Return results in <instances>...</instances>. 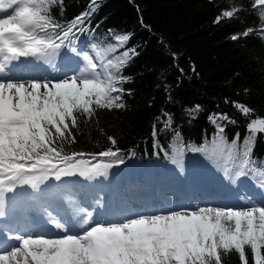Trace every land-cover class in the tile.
Masks as SVG:
<instances>
[{
	"label": "snow or ice",
	"instance_id": "6c2138e0",
	"mask_svg": "<svg viewBox=\"0 0 264 264\" xmlns=\"http://www.w3.org/2000/svg\"><path fill=\"white\" fill-rule=\"evenodd\" d=\"M57 5L63 15L64 0H0V215L6 194L17 187L37 190L50 178L107 177L110 169L125 163L111 136V147L98 153L68 152L65 144L75 143L72 129L79 126L81 117L87 121L98 110L126 107L122 85L129 78L120 73L138 53L127 49L115 59L106 54L126 45L130 34L115 35L117 44L106 49L93 45L94 60L72 45L74 30H83L80 25L95 11L96 0H91L89 11L66 22L53 14ZM252 7L259 9L258 31L264 33V0H253ZM240 10H222L215 22L232 19ZM253 31L245 29L242 35ZM231 39L239 36L233 34ZM65 47L83 61L71 74L51 79L12 75V66L21 58L51 66ZM233 107L245 117L254 112L238 102ZM199 111L196 105L189 114ZM209 120L216 125L215 136L189 150L231 161L236 178L251 172L258 177V187L264 188V162L257 166L252 158L258 134H264V117L257 115L247 122L243 143L239 133L229 142L224 127L217 123H235L227 114H213ZM176 138L180 139L179 132ZM174 155L182 158V140ZM48 222L57 234L0 232V264H224V257L232 254L238 256L239 264H264V203L238 208L200 206L103 223L94 221L93 213L87 211L79 222L80 232H72L55 215L50 214Z\"/></svg>",
	"mask_w": 264,
	"mask_h": 264
},
{
	"label": "trees",
	"instance_id": "16d2710c",
	"mask_svg": "<svg viewBox=\"0 0 264 264\" xmlns=\"http://www.w3.org/2000/svg\"><path fill=\"white\" fill-rule=\"evenodd\" d=\"M90 3L91 0H64L63 15L59 5L52 11L59 21L66 22L89 11ZM252 3L253 0H96L95 11L80 25L83 30H74L72 46L93 57V45L106 49L117 44L115 35L130 34L127 44L107 53V58L115 59L133 48L138 54L131 56L120 73L129 78L122 85L126 107L98 110L87 121L81 117L79 126L72 129L75 143L65 144V150L98 153L111 147V136L125 163L132 164L134 172L137 170L147 180L153 176L154 167H164L173 175L187 160L194 162L190 169L198 173L199 169H212V175L223 176L228 170L231 179L253 182L258 187V177L251 172L236 178L232 162L189 150V146L199 147L213 139L217 131L209 120L213 114H227L235 121L217 123L224 127L229 142L239 133V143L248 134L247 122L257 115L264 117V33L258 31L260 12L253 9ZM233 7L241 9L234 18L215 22L222 10ZM249 28L253 33L243 36ZM233 34L239 39L232 40ZM233 102L247 105L254 112L245 117ZM196 105L200 111L190 115L189 109ZM181 140L183 155L177 158L174 149L180 147ZM252 158L257 166L264 162L262 134H258ZM174 159L179 162L174 163ZM190 174L194 176L192 170ZM87 184L94 189L93 181ZM224 264H239L238 256H225Z\"/></svg>",
	"mask_w": 264,
	"mask_h": 264
},
{
	"label": "rangeland",
	"instance_id": "374dc122",
	"mask_svg": "<svg viewBox=\"0 0 264 264\" xmlns=\"http://www.w3.org/2000/svg\"><path fill=\"white\" fill-rule=\"evenodd\" d=\"M67 51H69V50H60V53H59V55L55 58V61H54V63H53V66L57 63V62H60V65H62L63 63H64V53L65 52H67ZM71 51V50H70ZM67 53H69V52H67ZM67 56H68V54H67ZM21 59H24V58H21ZM25 60V59H24ZM28 62V61H27ZM34 62V61H33ZM36 63H37V61H36ZM99 63H100V61H99ZM42 66L43 67H46V66H48V64H42ZM22 73V74H21ZM27 73H28V71H24V70H22V71H20V72H17V73H15V75L16 76H18V75H20V76H23L24 78H26L27 77ZM57 74H59V72L57 73ZM263 135V137H264V134H262ZM126 167H124V168H122L121 169V171L119 172V174H121V178H120V180H123V175L126 173L127 174V176L129 177V179H131L132 178V176H134V172H133V167L130 165V164H126L125 165ZM156 169H159V168H157V167H154L153 168V171L154 170H156ZM166 169V168H165ZM160 170V169H159ZM206 173H205V172ZM114 172V170L112 171L111 169L109 170V172H108V175H107V177H102L100 180L102 181V183H98V182H96L95 183V190L96 189H98L100 192H102L104 189H109V190H112V189H114V187H113V185H112V179H111V177H113L112 176V173ZM165 172H167V170H165ZM183 172V171H182ZM212 172H213V170L212 169H199V173H202L203 174V179H202V182H207V185L209 184V182H210V178H213L214 176L212 175ZM118 174V173H117ZM162 174H165L164 172H162ZM183 177H185L186 178V176L187 175H189V172H188V170H187V173L186 172H183ZM226 176H227V174H226ZM73 177H76V178H78V180L77 179H74L73 181L74 182H76V183H80V185L82 186V185H84L85 187H87L88 189H89V186L87 185V184H85L84 183V180H93V179H84V178H81V177H77V176H73ZM182 177V178H183ZM65 177H63V179H61V180H59V181H57V182H55L56 181V179H54V178H52V181H54V183L52 184V188H54V191H56V193H55V196H54V199H48L47 201H53V202H55V201H62V200H65V201H71V200H69V196H68V192H67V190L64 188V185H66V181H65V179H64ZM79 179H81V181H79ZM221 178H219V177H217V178H213V180L211 181L212 182V184H210L211 186L212 185H215V183H218V181L220 180ZM228 179H229V176H228ZM154 180L156 181V177L154 178ZM191 181H193V182H195V181H198V179L197 180H191ZM73 182V183H74ZM229 183H231V181H230V179H229ZM99 184H102L101 186L99 185ZM234 184L235 183H232V185L234 186ZM60 185V186H59ZM69 186H70V184H69ZM69 186H67V187H69ZM63 187V188H62ZM105 187V188H104ZM22 188H28V187H26V186H24V187H22ZM261 190H264V188H261V187H259ZM19 189H21V188H19ZM40 189L41 188H39V189H37V190H35V196H39V192H40ZM90 193H92L93 194V192H90ZM10 193H7L6 194V199H5V206H4V208H3V210H9V209H12V210H15V208L17 207V205L14 203V200H13V198H12V196L9 198L8 197V195H9ZM15 196H16V194H15ZM34 196V197H35ZM40 198V197H39ZM33 199H35V198H33ZM203 201H206L203 197L201 198ZM40 200H41V198H40ZM7 201H9V207L6 205V202ZM16 202H17V204H19V202H18V198H17V200H16ZM71 202H73V201H71ZM71 202H69V209L70 210H72V212H74L73 211V209L75 210V205L74 204H72ZM28 203H30V204H33V201L32 200H29V202ZM35 204H36V206H38L39 207V209H41V211L43 212V209H44V211H46L48 208H47V206H44V205H39L36 201L34 202ZM195 206H196V208H198L199 207V202L198 201H196V203H195ZM201 206H205V205H201ZM101 207H104V205L103 204H101L100 205V208ZM37 208V207H36ZM2 210V211H3ZM79 210H81L82 211V213H83V217H84V213L85 212H87V211H91L94 215H98V217H100V215H99V213L97 214V212L96 211H93L94 209H93V207H88V206H85V205H81L80 207H79ZM10 211V210H9ZM29 212V211H28ZM28 212H26V213H28ZM3 214H7V213H3ZM75 214H77V213H75ZM73 216H74V214H73ZM27 219H28V216H27Z\"/></svg>",
	"mask_w": 264,
	"mask_h": 264
},
{
	"label": "bare ground",
	"instance_id": "6f19581e",
	"mask_svg": "<svg viewBox=\"0 0 264 264\" xmlns=\"http://www.w3.org/2000/svg\"><path fill=\"white\" fill-rule=\"evenodd\" d=\"M22 60V63H25V62H27V61H29V60H31V59H28V60H24V59H21ZM19 66H20V64H19ZM15 73H17V72H15ZM28 74H29V72L27 73V77L25 78V79H27V78H29V77H31V76H28ZM33 77H36V76H33ZM37 78V77H36ZM39 79V78H38ZM124 167H126V166H123V165H118V166H114L111 170L113 171L114 170V172H119V171H121V169L122 168H124ZM202 204H201V202H199V207L201 206ZM73 214H74V216H76L77 214H75L76 213V211L73 209ZM2 215H5V214H2Z\"/></svg>",
	"mask_w": 264,
	"mask_h": 264
}]
</instances>
